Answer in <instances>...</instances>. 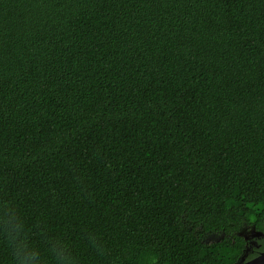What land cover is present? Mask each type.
I'll use <instances>...</instances> for the list:
<instances>
[{
	"label": "trees",
	"instance_id": "trees-1",
	"mask_svg": "<svg viewBox=\"0 0 264 264\" xmlns=\"http://www.w3.org/2000/svg\"><path fill=\"white\" fill-rule=\"evenodd\" d=\"M0 197L81 264L236 262L264 229V0H0Z\"/></svg>",
	"mask_w": 264,
	"mask_h": 264
},
{
	"label": "clouds",
	"instance_id": "clouds-1",
	"mask_svg": "<svg viewBox=\"0 0 264 264\" xmlns=\"http://www.w3.org/2000/svg\"><path fill=\"white\" fill-rule=\"evenodd\" d=\"M32 230L40 232L44 252L33 244L29 225L15 202L0 197V241L10 249L13 264H81L68 239L62 236H50L42 224L33 225ZM86 238L89 246L98 256L110 255L106 242L98 234L88 232ZM261 252H264V247L254 251L248 260L258 258ZM112 264H115V261H112Z\"/></svg>",
	"mask_w": 264,
	"mask_h": 264
},
{
	"label": "flooded vegetation",
	"instance_id": "flooded-vegetation-1",
	"mask_svg": "<svg viewBox=\"0 0 264 264\" xmlns=\"http://www.w3.org/2000/svg\"><path fill=\"white\" fill-rule=\"evenodd\" d=\"M237 233L238 235L243 237L244 246L237 261L233 264H246V262L248 264L250 262L248 260V257L253 255L254 251H256L257 249L264 247V244L261 243L264 242V229L257 228L256 225L246 224L242 226ZM222 236H224V233H222ZM263 253L264 252H261L259 257ZM255 259L257 258H254L251 261Z\"/></svg>",
	"mask_w": 264,
	"mask_h": 264
},
{
	"label": "rangeland",
	"instance_id": "rangeland-1",
	"mask_svg": "<svg viewBox=\"0 0 264 264\" xmlns=\"http://www.w3.org/2000/svg\"><path fill=\"white\" fill-rule=\"evenodd\" d=\"M222 233H207L204 234L202 239L206 242L216 241L217 239L221 238Z\"/></svg>",
	"mask_w": 264,
	"mask_h": 264
},
{
	"label": "water",
	"instance_id": "water-1",
	"mask_svg": "<svg viewBox=\"0 0 264 264\" xmlns=\"http://www.w3.org/2000/svg\"><path fill=\"white\" fill-rule=\"evenodd\" d=\"M222 234H221V238H222ZM221 238L217 239L216 241L220 240ZM248 264H264V253L258 257L257 259L250 261Z\"/></svg>",
	"mask_w": 264,
	"mask_h": 264
}]
</instances>
